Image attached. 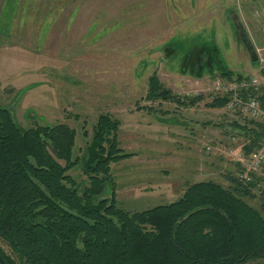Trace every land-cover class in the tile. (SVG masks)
Wrapping results in <instances>:
<instances>
[{"label":"rangeland","instance_id":"rangeland-1","mask_svg":"<svg viewBox=\"0 0 264 264\" xmlns=\"http://www.w3.org/2000/svg\"><path fill=\"white\" fill-rule=\"evenodd\" d=\"M0 6L9 15L0 17V106L24 127L75 128L78 162L67 172L81 188L90 184L83 162L94 125L106 112L120 120L119 146L132 152L110 164L104 195L114 187L120 206L149 208L176 199L194 181L233 186L236 176L255 193L246 199L261 207L264 186L253 190L254 183L238 177L257 147L244 149L242 126L256 119L212 100L221 95L214 82L224 71L260 70L264 0H1ZM153 72L175 97L202 98L147 99ZM0 245L19 261L1 237Z\"/></svg>","mask_w":264,"mask_h":264},{"label":"trees","instance_id":"trees-1","mask_svg":"<svg viewBox=\"0 0 264 264\" xmlns=\"http://www.w3.org/2000/svg\"><path fill=\"white\" fill-rule=\"evenodd\" d=\"M146 98L194 104L202 95L175 97L153 72ZM228 100L218 95L212 105ZM253 122L242 126L246 151L264 138V123ZM119 124L110 113L99 114L83 162L90 184L81 188L67 172L78 162L75 128L66 122L24 127L0 106V237L19 256L0 245L9 264L264 263V192L261 207L251 204L246 196L255 193L236 176L233 186L194 181L176 199L141 210L120 206L114 187L104 195L111 162L132 154L119 146Z\"/></svg>","mask_w":264,"mask_h":264},{"label":"built area","instance_id":"built-area-1","mask_svg":"<svg viewBox=\"0 0 264 264\" xmlns=\"http://www.w3.org/2000/svg\"><path fill=\"white\" fill-rule=\"evenodd\" d=\"M256 52L261 63L260 70L249 75L219 77L214 82V88L221 95H229L228 107H238L264 123V47L257 46ZM238 177L245 183H254L253 190L256 184L257 188L264 186V138L249 152L245 168L238 173Z\"/></svg>","mask_w":264,"mask_h":264},{"label":"crops","instance_id":"crops-1","mask_svg":"<svg viewBox=\"0 0 264 264\" xmlns=\"http://www.w3.org/2000/svg\"><path fill=\"white\" fill-rule=\"evenodd\" d=\"M9 1V0H8ZM13 1H17V0H13ZM1 2V0H0ZM17 10H18V7H17ZM78 12V11H77ZM51 13L57 15L55 17H61V16H65V17H72V16H75V13L74 12H69V11H59V13H57V11H52ZM74 14V15H73ZM18 15V14H17ZM3 16H9L8 13L5 11V8L4 10L2 9V6H0V17H3ZM42 15H36L34 17H41ZM5 48L2 46H0V51H2V49ZM185 190V189H184ZM183 190V192H184Z\"/></svg>","mask_w":264,"mask_h":264},{"label":"water","instance_id":"water-1","mask_svg":"<svg viewBox=\"0 0 264 264\" xmlns=\"http://www.w3.org/2000/svg\"><path fill=\"white\" fill-rule=\"evenodd\" d=\"M0 263L1 264H9L1 253H0ZM258 264H264V263H258Z\"/></svg>","mask_w":264,"mask_h":264}]
</instances>
